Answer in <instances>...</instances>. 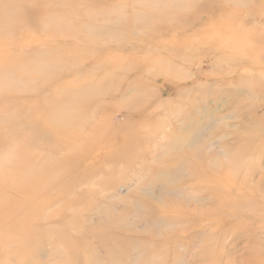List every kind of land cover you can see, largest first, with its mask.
I'll return each instance as SVG.
<instances>
[{"label":"rangeland","instance_id":"obj_1","mask_svg":"<svg viewBox=\"0 0 264 264\" xmlns=\"http://www.w3.org/2000/svg\"><path fill=\"white\" fill-rule=\"evenodd\" d=\"M6 157L0 264H264V0H0Z\"/></svg>","mask_w":264,"mask_h":264},{"label":"bare ground","instance_id":"obj_2","mask_svg":"<svg viewBox=\"0 0 264 264\" xmlns=\"http://www.w3.org/2000/svg\"><path fill=\"white\" fill-rule=\"evenodd\" d=\"M9 145H6L5 147H7ZM6 160H8L9 162V168L4 170L1 168L0 166V175H2L4 172H6V174L3 176V178H9L10 180L5 181L3 178L1 179L0 177V188L2 190H7V189H18L20 190L22 186L21 185V172H22V168L23 166L21 165V163H19V161H11L10 157H6ZM7 174H11V176L7 175ZM7 175V176H6ZM14 176V177H13Z\"/></svg>","mask_w":264,"mask_h":264}]
</instances>
